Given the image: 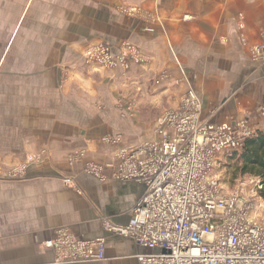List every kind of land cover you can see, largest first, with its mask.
Returning <instances> with one entry per match:
<instances>
[{
  "label": "crops",
  "instance_id": "obj_1",
  "mask_svg": "<svg viewBox=\"0 0 264 264\" xmlns=\"http://www.w3.org/2000/svg\"><path fill=\"white\" fill-rule=\"evenodd\" d=\"M263 41L264 0H0V264H139L138 245L104 228L128 224L145 188L114 177L118 150L189 91L203 119L264 131ZM124 42L147 62L84 60ZM64 227L104 238L106 258L58 263L44 244Z\"/></svg>",
  "mask_w": 264,
  "mask_h": 264
},
{
  "label": "built area",
  "instance_id": "obj_2",
  "mask_svg": "<svg viewBox=\"0 0 264 264\" xmlns=\"http://www.w3.org/2000/svg\"><path fill=\"white\" fill-rule=\"evenodd\" d=\"M123 10L136 14L133 8ZM83 55L89 66L125 72L147 62L138 47L126 42L119 54L106 44L91 46ZM252 56L264 60V41L253 46ZM180 104L157 119L154 139L118 150L114 177L145 188L128 224L110 221L104 228L138 245L139 264H264V197L259 194L264 184L258 179L250 191L241 184L226 192L215 176L220 160L241 150L254 134L249 121L203 119V104L192 91ZM85 153L70 159L76 162ZM44 246L58 263L106 258L104 238H79L67 227L57 228Z\"/></svg>",
  "mask_w": 264,
  "mask_h": 264
},
{
  "label": "trees",
  "instance_id": "obj_3",
  "mask_svg": "<svg viewBox=\"0 0 264 264\" xmlns=\"http://www.w3.org/2000/svg\"><path fill=\"white\" fill-rule=\"evenodd\" d=\"M228 158L236 160L240 174L251 175L264 184V131L254 132L247 138L242 149L232 152Z\"/></svg>",
  "mask_w": 264,
  "mask_h": 264
},
{
  "label": "rangeland",
  "instance_id": "obj_4",
  "mask_svg": "<svg viewBox=\"0 0 264 264\" xmlns=\"http://www.w3.org/2000/svg\"><path fill=\"white\" fill-rule=\"evenodd\" d=\"M181 101V100H180ZM180 101L178 102L180 104ZM133 106L135 108L136 101L133 99L131 103L128 104ZM131 109V108H130ZM133 110V109H132ZM157 111V110H156ZM165 111H168V109H161L157 111V113L160 112V114H163ZM148 113L152 114V110L148 111ZM155 127L156 123L154 125L147 127V131H150L152 136L149 137L146 141L152 140L155 137ZM252 129V128H251ZM256 132L253 130V133ZM139 145V144H137ZM235 159H230L227 157L222 158L219 162V166L217 167V170L215 172V176L218 177V179L221 181V184L223 185L226 192H232V190H235L238 185L245 184L246 190L250 191L251 187L255 186V183H257L258 178H255L251 175H242L238 172ZM263 192V193H262ZM259 194L264 197V187L263 190L259 192ZM260 214V212H259ZM264 216V215H263Z\"/></svg>",
  "mask_w": 264,
  "mask_h": 264
}]
</instances>
